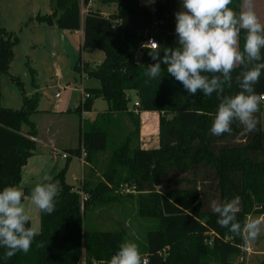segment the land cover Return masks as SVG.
<instances>
[{
  "label": "trees",
  "instance_id": "1",
  "mask_svg": "<svg viewBox=\"0 0 264 264\" xmlns=\"http://www.w3.org/2000/svg\"><path fill=\"white\" fill-rule=\"evenodd\" d=\"M98 1L115 3L116 10L105 16L89 7L81 20L80 0H54L51 13L29 19L68 31L82 26L81 49L101 50L104 58L99 64L80 59L75 66L99 85L85 88L88 96L73 112L81 116L90 111L96 98L105 99L108 107L81 121L79 144L68 150L73 156L82 148L86 152L81 185L66 181L65 167L55 174L51 181L60 190L56 210L49 215L38 209L39 230L30 251L9 259L0 247V264H79L82 253L84 264H108L126 232L122 227L99 228L95 219L103 207L124 198L135 200L137 215L156 221L140 249L148 264H244L235 260L244 253L241 237L217 223L219 216L211 204L239 196L241 223L250 215L264 214V104L256 114L260 122L255 131L245 133L234 122L230 133L213 135L220 103L216 93L188 94L163 65L159 77L146 75L154 62L144 42L153 37L161 54L164 47L177 46L175 13L182 0H155L153 9L140 0ZM241 2L233 0L230 7L239 11ZM245 35L242 30L241 50ZM16 41L2 26L0 15V190L20 183L22 167L36 149L38 131L31 117L39 112L38 92L23 94L18 109L1 104V76L8 72ZM241 71L242 66L233 71L224 95L240 91L236 76ZM11 80L22 89L18 77ZM255 89L264 93V74ZM131 90L139 103L134 108L129 106ZM141 110L159 112L155 148L140 146ZM125 184L135 191L122 193ZM41 241L44 246L37 247Z\"/></svg>",
  "mask_w": 264,
  "mask_h": 264
},
{
  "label": "clouds",
  "instance_id": "2",
  "mask_svg": "<svg viewBox=\"0 0 264 264\" xmlns=\"http://www.w3.org/2000/svg\"><path fill=\"white\" fill-rule=\"evenodd\" d=\"M233 0H182L181 10L175 13L177 46L164 47L155 41L149 46V56L154 63L148 65L146 75L155 79L161 75L162 65L167 74L183 85L184 90L195 96L216 93L220 103L211 132L213 135L230 133L238 122L245 133L256 130L257 113L264 104V93H257L255 85L264 74V23L256 11L255 0H242L240 10L230 7ZM244 30V45L240 37ZM242 66L236 76L240 91L224 95L225 85L232 82V73ZM30 193L32 202L42 212L51 215L56 210L59 187L50 177H44ZM24 192L16 186L0 190V247L6 249L5 257L17 252L27 254L38 232L31 224V216L22 202ZM241 198L236 196L223 203L212 201L211 207L219 216L217 223L241 237L243 247L249 249L264 227V215L249 217L241 223L237 219ZM30 223V226H28ZM38 242L37 247H43ZM108 264H148L139 245L126 240L111 256Z\"/></svg>",
  "mask_w": 264,
  "mask_h": 264
},
{
  "label": "rangeland",
  "instance_id": "3",
  "mask_svg": "<svg viewBox=\"0 0 264 264\" xmlns=\"http://www.w3.org/2000/svg\"><path fill=\"white\" fill-rule=\"evenodd\" d=\"M143 1L146 3L150 2V0ZM48 2V0L0 1L1 24L8 32L12 33L13 37H17V41L13 45L14 56L8 72L3 73L1 76V104L4 107L18 109L22 105L23 94L31 96L33 93L38 92V108L42 111L36 116L32 115L31 117L36 123H38V129L42 134L43 127L46 126L45 122H47L43 121V118H46L50 114L66 112L68 108H72L74 104L79 102V90L81 88L79 72L71 68L69 58L64 52L63 44L66 40V36L69 35V32L62 34L57 26H44L39 23L28 25L27 23L31 14H33L32 10L37 8V11L42 10L41 12L43 13ZM255 3L256 11L261 22L264 23V0H255ZM89 7H92L93 9L96 8L93 3L90 4ZM66 41H69L73 46L78 47L77 37L74 38L73 41L71 39H67ZM103 56L104 53L98 49L83 50L82 52V58L86 59V61L88 60L90 64H93V62H99ZM134 57L137 61L140 59L139 51L134 54ZM31 69H33V72ZM32 74L34 75L33 79ZM11 76L20 79L22 82V89L11 80ZM96 83H98V80L95 78H90V81L85 82L86 85ZM55 92H59L61 95L58 101L54 98ZM56 102L60 105L59 109H54V104ZM138 105L139 104L136 105L134 102L135 107ZM106 107L107 101L105 99L96 98L89 115L93 116L98 112H102ZM135 111H137V109ZM154 112L155 111L151 112V114L157 115ZM41 113L43 115H41ZM138 113L140 124L139 141H141L140 138L143 137L147 142H145V146H151L152 139L154 143L157 144L158 121H150L152 119L151 117H147L146 121H144L145 119L143 118L144 120L141 121L140 111H138ZM75 117L78 118L77 115ZM261 119L262 128L264 129V110L261 113ZM45 120H48V118ZM140 146L144 148V146ZM40 151L41 152H34L28 160H33V162H37L38 165L41 164L37 173L53 164V172L51 173V177H53L63 167L65 163L64 158L62 159L60 156H57L54 157L55 159L53 161V156L49 149L41 147ZM40 153L43 154L40 155ZM31 163L32 161L29 162L27 167L26 164L22 167V170L24 171L21 175L22 180H20V186L16 185V187L22 189V186H24L27 181L31 180L27 173V169ZM71 164L72 167L73 165L77 166L78 161L72 160ZM31 190H34V188ZM134 191V187L128 186L127 184L121 187L122 193H133ZM22 202L25 205L26 212L31 216V224L36 227L38 231V208L32 202L31 195ZM262 215L264 214H253L247 218H254ZM95 220L96 225L102 229L112 230L122 227L126 232L124 241L132 240L136 242L139 245V249H141L145 243L146 231L156 225L155 220L137 215L135 200L129 198H124L120 202H114L103 207L100 211L99 217ZM235 260L243 261L244 264H260L261 261L264 260V227H262L259 237L252 243L251 248L244 249V253Z\"/></svg>",
  "mask_w": 264,
  "mask_h": 264
},
{
  "label": "crops",
  "instance_id": "4",
  "mask_svg": "<svg viewBox=\"0 0 264 264\" xmlns=\"http://www.w3.org/2000/svg\"><path fill=\"white\" fill-rule=\"evenodd\" d=\"M48 1H49L48 5L44 8L43 13L41 12L42 10L37 11L36 10L37 8H35L34 10H32L33 14H31L30 17H33L37 13H41V14L51 13L53 10L54 0H48ZM140 2L147 5L150 9L154 8L155 0H150V2H148V3L144 2L143 0H140ZM92 3L96 7L95 9H98L101 12V14H103L105 16L113 13L116 10V4L115 3L101 4V3H99L98 0H92ZM81 6H83V3L80 0V14H81ZM84 15L85 14H81V20H83ZM27 23H28V25H31V24L33 25L34 23H38V22H36V21L29 22V20H28ZM39 24H43L44 26H51V27L56 26V25H48L45 23H39ZM61 32H62V34H64L65 32H69V35L66 36V40L71 39L73 41L74 38L77 37L78 47L73 46L69 41H68V43L75 50L80 52L81 61H86V59L82 58V52H83V49H81V44H82V40H83V28H82V26L80 29H77V30H73V31L61 30ZM139 53L141 55L140 51H139ZM103 58H104V56H103ZM103 58H101V60L99 62H93V64H99ZM79 75H80V82H81V88L79 90L80 91L79 102L74 104L72 106V108H68L66 112H63L60 114L54 113V114H52V115L50 114L48 116L46 115L47 116L46 118H48V120H45L46 118H43L44 119L43 121H47V122H45L46 126L43 127V134L39 131L38 123H36L38 131H37V136L34 138V140L36 141V149L34 152H38V151L41 152L40 151L41 147L47 148V149H49V151L51 152V154L53 156V161L55 159L54 157H57V156H60L63 159L64 157L61 156L62 153H64V152L68 153L69 149H73V148L78 146L79 137H80L79 134H80L81 121H83V119H85V117L87 119H93L96 115L95 114L93 116H90L89 114H90L91 110L90 111H82L81 116H79L77 113L73 112V109L82 103V101L84 99V94H86L85 88L86 87H97L99 85V81L96 84L86 85L85 82L90 81V78L82 75L81 73H79ZM128 93H129V96L131 99L129 106H130V108H134V106H133L134 102L138 101L136 93L133 90L128 91ZM60 97H61V95L59 96V98ZM1 98H2V95H1ZM58 99H56V100L58 101ZM107 107H108V104H107ZM59 108H60V105L58 108H55V104H54V109H59ZM38 110H39V112L36 113L34 116H36L37 114H39L42 111L39 108H38ZM151 112H153V111H146V110L140 111L141 121H143L144 119H145L144 121H146L147 117L152 118L150 121H158L159 112H157V111L154 112L157 115H153V114H151ZM41 115H43V114L41 113ZM76 115L78 116V118L75 117ZM140 140H141L140 145L144 146V148H155L158 146V141H156L157 144H155L153 139L151 141L152 142L151 146H145V144L147 142L145 141V139L143 137H141ZM41 154H43V153H40V155ZM72 160L78 161V165L77 166L73 165V167H72V164H71ZM30 161H32V163L28 167L27 173L29 174V178L31 180H33V179L34 180L33 181L29 180V181H27V183L24 184V186H22V189L24 192L23 200H25L30 195L31 191H33L31 189L35 188L38 183L46 182V181H44V177L47 176V177L52 178L51 173L53 172V167H52L53 164L48 166V167L45 166L46 169H44V170L42 169L39 171V173H37V170L40 169L41 164L38 165L37 162H33V160H30ZM30 161L29 160L27 161L26 167L28 166ZM53 161H52V163H53ZM64 161H65V163H64L62 168L65 167V179H66V181L70 184H73L75 187L80 186L82 179H83V176H84V165H85L84 162H81L80 159H77L76 157H74L73 155H70V154L67 158H64ZM78 170H79V172H78ZM23 172L24 171L22 170V173ZM21 180H22V178H21ZM19 184H18V186H20ZM28 184H30V185H28ZM38 224H39V214H38ZM79 264H84V253H82Z\"/></svg>",
  "mask_w": 264,
  "mask_h": 264
},
{
  "label": "built area",
  "instance_id": "5",
  "mask_svg": "<svg viewBox=\"0 0 264 264\" xmlns=\"http://www.w3.org/2000/svg\"><path fill=\"white\" fill-rule=\"evenodd\" d=\"M82 1V3H83V6H81V14H86V12H87V9H88V7L90 6V4H92V0H89L87 3H84V0H81ZM152 41H155L156 42V40L153 38V37H148L146 40H145V42H144V44L146 45V44H149L150 42H152ZM157 43V42H156ZM147 47H149V46H147ZM150 48V47H149ZM59 96H60V93L59 92H56L55 94H54V97L56 98V99H58L59 98ZM88 96V94L86 93V94H84V98L85 97H87ZM135 104L137 105V104H139L138 103V101H136L135 102ZM59 107V104L58 103H55V108H58ZM61 156L62 157H64V158H67L68 156H69V153H62L61 154ZM86 156V152H85V150L82 148L81 149V152H80V155L79 156H74V157H76L77 159H80L81 160V162H84V160H83V158ZM145 259H147V261H148V258L147 257H144Z\"/></svg>",
  "mask_w": 264,
  "mask_h": 264
},
{
  "label": "water",
  "instance_id": "6",
  "mask_svg": "<svg viewBox=\"0 0 264 264\" xmlns=\"http://www.w3.org/2000/svg\"><path fill=\"white\" fill-rule=\"evenodd\" d=\"M64 52L70 61V66L72 69L78 64L80 60V52L75 50L66 40L64 41Z\"/></svg>",
  "mask_w": 264,
  "mask_h": 264
}]
</instances>
